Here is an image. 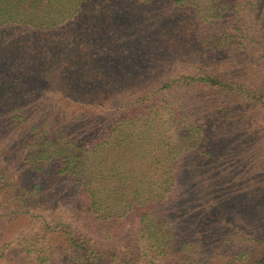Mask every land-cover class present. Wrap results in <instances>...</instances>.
I'll return each mask as SVG.
<instances>
[{
    "label": "rangeland",
    "instance_id": "1",
    "mask_svg": "<svg viewBox=\"0 0 264 264\" xmlns=\"http://www.w3.org/2000/svg\"><path fill=\"white\" fill-rule=\"evenodd\" d=\"M147 1L127 2L128 6L124 7L129 9L127 12L131 17L115 16L125 25L115 28V44L108 45L120 51V56L121 49L128 51L126 59L131 58L132 65H124L134 71L143 69L140 73L145 76L140 78L141 81L147 83V79L151 82L158 77L154 84L157 86L181 75H194L199 73L198 66L220 64L221 59L230 60L232 55H247L248 50L255 46L256 42L250 37L237 38L244 34L241 33L243 26H248L253 16L246 1L222 0L235 7V12L226 11L221 22L216 19L192 26L190 38L168 29L162 35H154L157 27L163 30L174 19L183 24L196 21L185 11L186 0H172L170 3L158 0L154 4ZM117 8H120L118 4ZM165 9L167 12L164 14ZM237 19L240 20L234 26ZM106 22L102 19L99 30L109 27ZM72 26L70 22L62 28L41 32L27 25H6L0 30V76H4V81L0 82V264H31L30 259L27 263L20 252H9V249L30 242L32 252L40 251L44 240L50 244H62L66 236L63 234L64 225L72 235L88 234L73 216L76 184L72 177L58 176L52 162L45 163L38 170L29 166L28 159H25L29 152L37 150L36 146L44 137L55 135V129L61 127L68 131L66 138L75 137L81 146L91 141L94 138L92 132L77 128L82 113L94 111L97 119L103 121H107L106 117L114 119L117 114L112 109L89 105H84V111L77 105L86 98V89L82 85L86 74H90L77 69L82 66L85 54L76 46L75 40L69 38ZM230 35L235 36V42L243 43L242 48L235 45V49L228 52L230 44L224 41L219 48L212 47V37L226 39ZM48 57L52 64H46ZM110 57L115 60L117 55L116 58ZM103 59L107 61L104 54L97 56L95 63L99 64ZM15 61V65L21 68V71L18 68L16 76L11 66ZM58 61L67 62L64 69L55 63ZM49 67L55 68L53 75L46 74ZM150 68L158 75H150ZM73 76L77 78L76 82L71 80ZM118 80L122 82L123 78ZM67 85L79 90H71ZM175 91L186 94L190 99L195 89L179 86ZM214 95L223 109L229 103H235L234 112H222L221 120L209 124L204 135V138L208 137L205 153L198 149L183 156L184 161H206L203 167L212 171L217 182L220 179L227 181L224 190L216 186L218 194L214 198L219 203L226 198L224 206L219 204L220 207L210 209L205 204L206 200H198L192 190L180 182L177 186L183 197L179 200L174 195L169 197L178 203V208L173 202H167L161 211L163 223L173 234L171 240L176 243L181 239L182 242L171 245L160 260L151 259V252L147 251L142 258L144 264H223L232 261L234 264H249V258L256 256L253 254L255 249L250 250L253 243L249 235L255 232L258 220L264 217V200L256 204L255 213L248 214L242 210L241 197L247 186L264 187V108L224 94ZM206 153L209 156H205ZM56 159L54 157L51 161ZM36 185L40 188L39 193L35 190ZM248 216L256 219L255 225ZM216 227L219 228L218 235ZM134 229L126 225L116 236L96 240L109 257L114 253L118 255L110 257L112 264H125L127 253L133 251L134 245L140 246ZM244 250H250L249 256L245 254L235 258ZM119 253H124V256H119ZM59 254L53 264H64L62 260L68 257L64 249ZM137 264L142 263L137 261Z\"/></svg>",
    "mask_w": 264,
    "mask_h": 264
},
{
    "label": "trees",
    "instance_id": "2",
    "mask_svg": "<svg viewBox=\"0 0 264 264\" xmlns=\"http://www.w3.org/2000/svg\"><path fill=\"white\" fill-rule=\"evenodd\" d=\"M130 1L135 0H0V30L6 25H27L48 32L71 22L73 26L69 30V38L74 39L76 46L85 54L82 66L77 69L90 74H86L85 83H81L82 88L86 89V98L77 105L84 111V105L117 111L114 119L106 117L107 121L97 119L94 111L82 113L77 128L94 135L83 146L79 145L75 137L66 138L68 131L61 127L55 129V135L44 137L35 152L26 155L29 166L35 169L40 170L45 163L52 162L58 176L72 177L76 184L73 216L88 232L72 235L64 225L63 234L66 236L62 244H50L44 240L40 244V251L32 252L30 242L9 249V252H20L27 263L53 264L55 257L60 256V251L64 249L68 256L62 260L64 264H112L110 257L118 255L114 253L109 257L96 240L114 237L126 225L135 228L140 246L134 245L133 251L127 253L125 264H137V261L144 264L142 258L147 251L151 252V259L160 260L171 245L173 247L182 242L181 239L176 243L171 240L173 234L169 231L170 227L167 228L163 223L161 211L167 202H173L178 208V203L173 198L169 200V197L174 195L177 200L183 197L177 186L180 182L192 190L198 200H206L205 204L210 209L224 206L226 201V198H222L219 203L214 198L218 194L216 186L224 190L227 181L220 179L217 182L212 171L203 167L206 161H184L183 156L195 153L198 149L205 153L208 137L204 138V135L209 124L221 120L222 112H234L235 103H229L223 109L219 107L214 94L242 99L247 104L264 108V0H243L251 6L253 16L248 26H243L241 33L244 34L237 38L240 40L243 36L254 39L256 43L248 50L249 54L232 55L230 60L223 58L228 61L221 59L220 64L217 62L216 65L198 66L197 74L181 75L157 86L154 84L158 82V77L151 82L147 79L146 83L140 80L145 76L140 73L143 69L134 71L124 65H132L131 58L126 59V49H121L120 56V51L108 46L115 44V28L125 25L115 16L121 14L124 18L129 17V9L124 6H128L127 2ZM154 1L158 0L147 2L154 4ZM165 1L170 3L172 0ZM186 1L188 10L185 8V11L196 21L183 24L174 19L163 30L157 27L154 35H162L168 29L190 38L192 26L201 22H214L216 19L221 22L223 14L235 8L222 0H216V4L212 0ZM117 4L120 8H117ZM166 12L167 9L164 14ZM102 19H106L109 27L99 30ZM223 41L230 44L228 52L234 50L235 45L238 48L243 46V43L235 42L234 35H230L226 39L212 37V47L219 48ZM103 54L107 61L103 59L96 64V57ZM111 55L115 58L117 55V58L113 60ZM47 59L46 64H52L50 57ZM55 63L62 69L67 64L63 61ZM15 64L16 61L11 66L16 76L20 67ZM50 67L46 74L53 75L55 68ZM134 72L137 73L133 75ZM149 73L152 76L158 75L152 68ZM3 77L0 76V82L4 81ZM121 77L122 82L118 80ZM76 79L75 76L71 77L74 82ZM67 86L71 90H79ZM179 86L195 89L192 98L187 99L186 94L177 93L175 89ZM120 110L122 112L118 114ZM54 157L56 161H51ZM35 187L39 193L40 188L38 185ZM244 192L241 197L242 210L253 214L256 204L264 200V187L247 186ZM248 217L255 225L256 219ZM218 231L216 227L217 235ZM249 237L253 243L250 250H256L253 251L256 256L249 258V264H264V217L258 220L255 232ZM249 251L244 250L235 258L245 254L249 256ZM123 254L119 253V256Z\"/></svg>",
    "mask_w": 264,
    "mask_h": 264
}]
</instances>
